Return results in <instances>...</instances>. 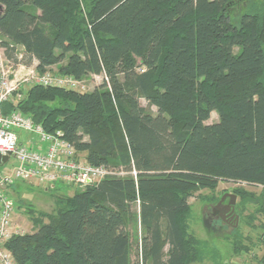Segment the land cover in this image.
I'll list each match as a JSON object with an SVG mask.
<instances>
[{
    "label": "trees",
    "instance_id": "16d2710c",
    "mask_svg": "<svg viewBox=\"0 0 264 264\" xmlns=\"http://www.w3.org/2000/svg\"><path fill=\"white\" fill-rule=\"evenodd\" d=\"M247 1L0 0V48L12 63L21 48L40 74L66 60L60 76L107 79L89 93L33 86L3 114L16 108L62 132L88 164L117 170L52 195L53 213H32L35 230L5 244L15 264H133L136 204L141 264H191L195 191L236 182L264 197V13L243 12ZM212 112L218 121L206 124Z\"/></svg>",
    "mask_w": 264,
    "mask_h": 264
},
{
    "label": "rangeland",
    "instance_id": "374dc122",
    "mask_svg": "<svg viewBox=\"0 0 264 264\" xmlns=\"http://www.w3.org/2000/svg\"><path fill=\"white\" fill-rule=\"evenodd\" d=\"M82 4V12L85 13L86 8ZM29 9L31 10V8ZM252 10L261 14L264 13V0H248L247 6L242 11ZM36 13L39 12L36 11ZM16 54L14 65L21 64L26 67L33 65V62L28 63L21 48L17 49ZM65 62L66 60L51 67L49 72L56 73ZM141 70L142 66L138 61L136 71L140 72ZM80 81L81 86L78 92L89 93L99 87L104 80L100 77L87 76ZM139 103L153 115L157 114L156 108L150 106L145 100L141 99ZM49 106L55 108L69 105L56 101L49 104ZM217 121V113L212 112L206 124H213ZM14 131L15 133H21L19 130ZM28 138L37 141L33 136ZM15 165V160L10 158L7 167H5L6 169L0 168V173L4 171V174H9ZM109 171L117 172V170ZM45 190H47V193H45ZM81 190L83 188H65L60 184L53 187L48 186L46 189L28 183L14 185L9 191V197L15 203L13 220L16 231L19 234H30L35 230V225L30 220L32 213L34 216H37V212L53 213L55 207L52 195L71 197L75 191ZM237 190L243 193L239 194ZM262 192L263 189L260 186L220 181L214 190L202 189L193 193L188 199L189 212L185 217L188 233L198 242V259L191 264H264L262 263L264 255V197L261 195ZM225 195L235 196L234 214L237 217L236 222H223L217 217V214H213L212 210ZM244 195L247 199L245 202H243ZM227 202L228 198L224 200V204ZM43 222H47V220L44 219ZM128 232L131 242V261L133 264H141L139 255H137L140 240L143 236L139 225L138 204L132 211ZM167 250L168 247L166 246L164 248L165 255Z\"/></svg>",
    "mask_w": 264,
    "mask_h": 264
},
{
    "label": "built area",
    "instance_id": "2783aa9c",
    "mask_svg": "<svg viewBox=\"0 0 264 264\" xmlns=\"http://www.w3.org/2000/svg\"><path fill=\"white\" fill-rule=\"evenodd\" d=\"M100 77L107 82L105 76ZM33 86L60 88L78 92L81 81L57 73L40 74L35 66L14 65L0 48V156L15 160L9 174L0 173V264H15L5 244L14 236L22 235L14 227L15 203L9 197L10 189L18 183L39 187L60 184L66 188L95 186L112 172L102 166L88 164L74 147L63 139L60 131L46 133L40 125L18 109L4 115L6 103H16ZM19 130L25 137L33 136L43 149L32 151L19 145Z\"/></svg>",
    "mask_w": 264,
    "mask_h": 264
},
{
    "label": "flooded vegetation",
    "instance_id": "af4514ba",
    "mask_svg": "<svg viewBox=\"0 0 264 264\" xmlns=\"http://www.w3.org/2000/svg\"><path fill=\"white\" fill-rule=\"evenodd\" d=\"M222 198H224L222 200ZM217 206L212 210L213 214H217V217L220 218L223 222L231 223L236 217L234 214V205H231V198L228 195L223 196ZM228 198V202L224 204V200Z\"/></svg>",
    "mask_w": 264,
    "mask_h": 264
},
{
    "label": "crops",
    "instance_id": "0c3cea01",
    "mask_svg": "<svg viewBox=\"0 0 264 264\" xmlns=\"http://www.w3.org/2000/svg\"><path fill=\"white\" fill-rule=\"evenodd\" d=\"M33 65L35 66L36 63L34 62ZM16 134L18 136L19 145L24 146V147H26V148H28L29 150H32V151H42L43 147L41 145H39L37 142H35L34 140H32L31 138L25 137L20 132L16 133ZM80 156L83 158L84 154H80ZM9 159H8V161L5 164L0 163V168L1 169H3V170L6 169L5 167H7V163L9 162ZM2 173H4V171ZM46 191L47 190H45V193H47ZM53 203H54V201H53Z\"/></svg>",
    "mask_w": 264,
    "mask_h": 264
},
{
    "label": "water",
    "instance_id": "95a60500",
    "mask_svg": "<svg viewBox=\"0 0 264 264\" xmlns=\"http://www.w3.org/2000/svg\"><path fill=\"white\" fill-rule=\"evenodd\" d=\"M8 157L7 156H0V163L5 164L8 161ZM231 198V205H234V200H235V196L234 195H228ZM224 198H222L223 200ZM237 221V217L234 218V222Z\"/></svg>",
    "mask_w": 264,
    "mask_h": 264
}]
</instances>
